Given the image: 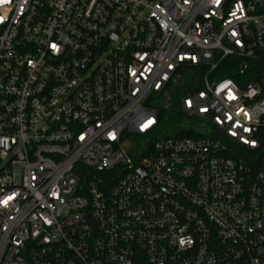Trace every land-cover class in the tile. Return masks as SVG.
<instances>
[{"label":"built area","instance_id":"built-area-1","mask_svg":"<svg viewBox=\"0 0 264 264\" xmlns=\"http://www.w3.org/2000/svg\"><path fill=\"white\" fill-rule=\"evenodd\" d=\"M263 130L264 0H0V264H264Z\"/></svg>","mask_w":264,"mask_h":264},{"label":"trees","instance_id":"trees-1","mask_svg":"<svg viewBox=\"0 0 264 264\" xmlns=\"http://www.w3.org/2000/svg\"><path fill=\"white\" fill-rule=\"evenodd\" d=\"M239 60L235 58H229L224 64L215 71V74L220 77L229 76L234 78L236 81L243 83L244 79L239 72ZM258 67V63L254 65ZM254 67V68H255ZM251 71L249 77L246 78L247 81L258 78V74H254ZM185 114L181 111L180 107L177 104H173L169 110H164L161 112L160 118L162 120L161 125V134L162 137H181V136H199L204 135V129L209 127L208 123L204 120H197V125L195 127H188L186 123ZM262 141L264 147V130L262 134ZM248 156L252 154H257L258 149L256 150H247L244 152Z\"/></svg>","mask_w":264,"mask_h":264},{"label":"rangeland","instance_id":"rangeland-1","mask_svg":"<svg viewBox=\"0 0 264 264\" xmlns=\"http://www.w3.org/2000/svg\"><path fill=\"white\" fill-rule=\"evenodd\" d=\"M189 81L187 82L186 85H183V80L178 84V86L176 87L177 92L175 94V98L170 103H166L165 104L166 107H167V105L171 106L173 104V101H175L179 96H181V94H183L184 92H186L190 89V87H191L190 84H191L192 80H189ZM185 118H186V123H187L188 127H195L197 125V120H198L197 118H191V117H187V116Z\"/></svg>","mask_w":264,"mask_h":264},{"label":"water","instance_id":"water-1","mask_svg":"<svg viewBox=\"0 0 264 264\" xmlns=\"http://www.w3.org/2000/svg\"><path fill=\"white\" fill-rule=\"evenodd\" d=\"M179 83H180V81H179ZM141 171H142L143 174H146V172H145V170L143 168H141Z\"/></svg>","mask_w":264,"mask_h":264}]
</instances>
